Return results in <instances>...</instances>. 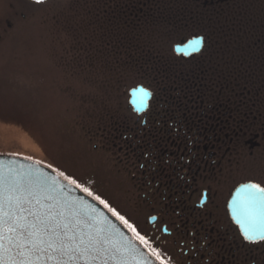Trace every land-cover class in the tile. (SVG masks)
I'll list each match as a JSON object with an SVG mask.
<instances>
[{
    "label": "flooded vegetation",
    "instance_id": "obj_1",
    "mask_svg": "<svg viewBox=\"0 0 264 264\" xmlns=\"http://www.w3.org/2000/svg\"><path fill=\"white\" fill-rule=\"evenodd\" d=\"M259 2L248 6L264 12ZM260 28V54L238 56L234 39L217 37L211 59L201 34L145 54L157 61L100 86L107 93L87 104L80 127L88 175L40 163L100 202L162 264H264V240L245 239L249 226L264 228V194L246 187L264 188ZM201 38L198 52H173Z\"/></svg>",
    "mask_w": 264,
    "mask_h": 264
},
{
    "label": "rangeland",
    "instance_id": "obj_2",
    "mask_svg": "<svg viewBox=\"0 0 264 264\" xmlns=\"http://www.w3.org/2000/svg\"><path fill=\"white\" fill-rule=\"evenodd\" d=\"M71 3L0 0V155L87 176L80 123L87 104L107 92L96 84L98 69H83L75 56Z\"/></svg>",
    "mask_w": 264,
    "mask_h": 264
},
{
    "label": "trees",
    "instance_id": "obj_3",
    "mask_svg": "<svg viewBox=\"0 0 264 264\" xmlns=\"http://www.w3.org/2000/svg\"><path fill=\"white\" fill-rule=\"evenodd\" d=\"M258 4L259 0H72L66 22L81 67L102 69L96 84L111 87L120 84V78L139 76L149 62L157 61L145 54L169 53L174 43L189 36H206L211 59L217 53V37L226 43L234 39L238 56L260 54L262 50L254 47L263 36L264 12L248 6ZM213 5L231 7L218 12Z\"/></svg>",
    "mask_w": 264,
    "mask_h": 264
},
{
    "label": "snow or ice",
    "instance_id": "obj_4",
    "mask_svg": "<svg viewBox=\"0 0 264 264\" xmlns=\"http://www.w3.org/2000/svg\"><path fill=\"white\" fill-rule=\"evenodd\" d=\"M193 44L198 45L199 41ZM246 187L264 194V188L258 185ZM20 193L15 183L5 189V180L0 174V264H67L75 259L84 260L102 243L78 229L77 225L86 221L73 223L67 220L58 203L46 204L45 200L53 199L51 196L41 198L31 191L25 196ZM245 239L264 240V228L256 230L249 226L245 229Z\"/></svg>",
    "mask_w": 264,
    "mask_h": 264
},
{
    "label": "water",
    "instance_id": "obj_5",
    "mask_svg": "<svg viewBox=\"0 0 264 264\" xmlns=\"http://www.w3.org/2000/svg\"><path fill=\"white\" fill-rule=\"evenodd\" d=\"M196 40L199 44L194 46ZM202 42V38L194 39L183 46H175L174 52L184 55L198 52ZM138 92L139 89L132 92L134 101ZM0 174L4 177L5 189L15 183L22 196L28 191L41 198L51 196L53 199L45 200L46 204L58 203L67 220L73 223L86 221L77 225L78 229L102 241L84 260L75 259L67 264H162L103 205L51 169L26 158L0 155ZM7 258L8 254L5 255Z\"/></svg>",
    "mask_w": 264,
    "mask_h": 264
}]
</instances>
